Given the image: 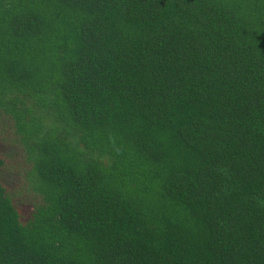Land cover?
Here are the masks:
<instances>
[{
  "label": "trees",
  "instance_id": "obj_1",
  "mask_svg": "<svg viewBox=\"0 0 264 264\" xmlns=\"http://www.w3.org/2000/svg\"><path fill=\"white\" fill-rule=\"evenodd\" d=\"M0 264H264V0H0Z\"/></svg>",
  "mask_w": 264,
  "mask_h": 264
}]
</instances>
